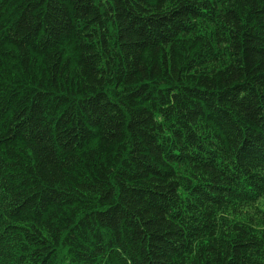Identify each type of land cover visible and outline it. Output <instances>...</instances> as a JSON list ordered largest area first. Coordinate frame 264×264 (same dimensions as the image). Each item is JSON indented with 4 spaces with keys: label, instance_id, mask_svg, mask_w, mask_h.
<instances>
[{
    "label": "trees",
    "instance_id": "obj_1",
    "mask_svg": "<svg viewBox=\"0 0 264 264\" xmlns=\"http://www.w3.org/2000/svg\"><path fill=\"white\" fill-rule=\"evenodd\" d=\"M0 264H264V0H0Z\"/></svg>",
    "mask_w": 264,
    "mask_h": 264
}]
</instances>
